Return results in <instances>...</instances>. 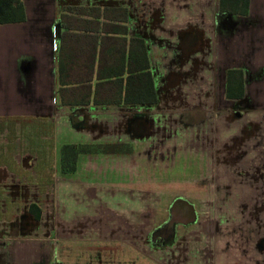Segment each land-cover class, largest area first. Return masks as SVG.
<instances>
[{"label": "crops", "instance_id": "crops-1", "mask_svg": "<svg viewBox=\"0 0 264 264\" xmlns=\"http://www.w3.org/2000/svg\"><path fill=\"white\" fill-rule=\"evenodd\" d=\"M22 1L26 19L0 23V242L83 253L53 264H138L90 249L140 246L139 195L91 187L82 173L106 171L102 151L63 172L61 146L133 144L123 156H135L158 123L198 129L204 111L247 100L250 84L263 91L252 113L264 112V0L246 14L222 12L220 0Z\"/></svg>", "mask_w": 264, "mask_h": 264}, {"label": "rangeland", "instance_id": "rangeland-1", "mask_svg": "<svg viewBox=\"0 0 264 264\" xmlns=\"http://www.w3.org/2000/svg\"><path fill=\"white\" fill-rule=\"evenodd\" d=\"M252 86L247 100L204 111L198 129L158 123L152 143L142 141L135 156H123L135 151L130 144L131 151L116 152L118 156L105 152L106 171H83L88 183L100 185L91 186L98 193H123L125 187L140 198V211L132 210L139 213L140 246L108 249V256L101 251L104 246H92V258L116 256L138 259V264H264V112L252 113L263 102V91ZM134 182L144 186L136 189ZM174 210L191 216L173 218ZM152 236L154 246H146ZM30 241L35 240L16 245L11 240L10 246L0 242V264L66 263L83 254L76 250L79 256L74 257L72 246H62L56 256L51 246Z\"/></svg>", "mask_w": 264, "mask_h": 264}, {"label": "trees", "instance_id": "trees-1", "mask_svg": "<svg viewBox=\"0 0 264 264\" xmlns=\"http://www.w3.org/2000/svg\"><path fill=\"white\" fill-rule=\"evenodd\" d=\"M249 0H220V10L222 12L232 13H247ZM26 19V12L24 3L22 0H0V23L23 21ZM141 41V40H139ZM236 72L231 70L229 72V79ZM240 80L242 78V71L239 70ZM243 90L240 91V95H243ZM153 102L157 101L156 92L152 98ZM128 149H123L120 144H101L88 145V144H74L67 143L62 146V163L61 169L63 172H74L77 169V155L79 152H120V151H131L130 146L125 145ZM37 207V211L34 208ZM30 211L37 218H41L40 207L36 204L30 205Z\"/></svg>", "mask_w": 264, "mask_h": 264}, {"label": "flooded vegetation", "instance_id": "flooded-vegetation-1", "mask_svg": "<svg viewBox=\"0 0 264 264\" xmlns=\"http://www.w3.org/2000/svg\"><path fill=\"white\" fill-rule=\"evenodd\" d=\"M232 77V76H231ZM230 80V79H229ZM241 84H242V80H241ZM242 87H243V85H242ZM242 90V89H241ZM243 93V92H242ZM230 98H239V99H241V98H244V93H243V95L241 96L240 94L238 95V96H232V97H230ZM237 112H240L241 113V111H237ZM237 112H236V115H237ZM242 114V113H241ZM241 114L240 115H237V116H241ZM180 213V214H179ZM181 213L182 212H175V210L174 211H172V217L173 218H176V219H180V218H184L185 216H183V215H181ZM2 263H3V261H2ZM4 264V263H3Z\"/></svg>", "mask_w": 264, "mask_h": 264}, {"label": "water", "instance_id": "water-1", "mask_svg": "<svg viewBox=\"0 0 264 264\" xmlns=\"http://www.w3.org/2000/svg\"><path fill=\"white\" fill-rule=\"evenodd\" d=\"M237 115H240V112H237ZM74 120H75L76 123H79V122H80V119H79L78 116H76ZM179 202H180V201L175 202L174 205H173V208H174L175 205H176L177 203H179ZM189 216H191V215L188 214V215H186L185 217H189Z\"/></svg>", "mask_w": 264, "mask_h": 264}]
</instances>
